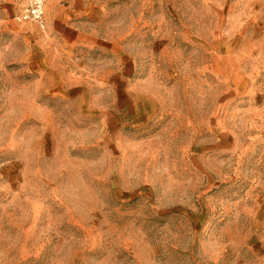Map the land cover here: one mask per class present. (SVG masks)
<instances>
[{"label":"rangeland","instance_id":"374dc122","mask_svg":"<svg viewBox=\"0 0 264 264\" xmlns=\"http://www.w3.org/2000/svg\"><path fill=\"white\" fill-rule=\"evenodd\" d=\"M247 3L169 0L153 79L102 126L34 103V29L0 0V264H264L263 102L229 79Z\"/></svg>","mask_w":264,"mask_h":264},{"label":"crops","instance_id":"0c3cea01","mask_svg":"<svg viewBox=\"0 0 264 264\" xmlns=\"http://www.w3.org/2000/svg\"><path fill=\"white\" fill-rule=\"evenodd\" d=\"M168 1L47 0L43 30L34 23H19L28 31L34 29L29 38L43 65L33 71L34 103L38 96L62 97L63 111L77 114L71 122L91 115L105 126L104 98L114 96L126 81L135 82L134 87L123 91L137 97L139 80L153 79V33L167 25ZM247 1L249 18L241 26L247 37L242 48L229 56V79L239 93L261 98L258 111L264 113V0ZM44 81L50 84L40 92L37 88ZM96 98H102L100 104Z\"/></svg>","mask_w":264,"mask_h":264},{"label":"built area","instance_id":"2783aa9c","mask_svg":"<svg viewBox=\"0 0 264 264\" xmlns=\"http://www.w3.org/2000/svg\"><path fill=\"white\" fill-rule=\"evenodd\" d=\"M47 0H26L15 20L18 23H34L45 28Z\"/></svg>","mask_w":264,"mask_h":264}]
</instances>
